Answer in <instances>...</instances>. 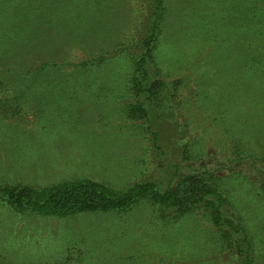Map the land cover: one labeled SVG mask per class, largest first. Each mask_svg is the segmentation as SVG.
Listing matches in <instances>:
<instances>
[{"label": "rangeland", "instance_id": "374dc122", "mask_svg": "<svg viewBox=\"0 0 264 264\" xmlns=\"http://www.w3.org/2000/svg\"><path fill=\"white\" fill-rule=\"evenodd\" d=\"M167 4L157 61L161 78L179 86L159 104L148 92L132 96L121 47L141 49L150 0H0V183L151 181L163 191L211 172L226 216L249 231L264 264V0ZM98 48L119 51L92 75L68 65L70 90L20 88L24 69L39 66L35 57L75 64ZM136 105L145 113L133 117ZM164 212L143 201L59 218L2 205L0 264L244 262L243 230L216 225L202 208L178 220Z\"/></svg>", "mask_w": 264, "mask_h": 264}, {"label": "trees", "instance_id": "16d2710c", "mask_svg": "<svg viewBox=\"0 0 264 264\" xmlns=\"http://www.w3.org/2000/svg\"><path fill=\"white\" fill-rule=\"evenodd\" d=\"M150 3L152 9L142 22V26L146 27L145 36L137 41L141 49L136 51L129 43H124L121 47L122 51L130 56L132 64L127 78V86L132 96L136 98L142 92H148L155 103L165 104L164 98L168 97V93L172 90V93H175V87L178 84L177 79H174L171 84L170 81L161 78L163 69L157 61L156 51L168 4L167 0H150ZM129 38L136 39V33ZM118 51L98 48L86 54L75 64L70 61L59 64L51 58L43 60L42 56L35 57L38 62L36 64L39 66L35 69L29 67L24 69L20 75L22 77L20 88L27 91L32 89L34 83L41 82L43 86L46 82L50 86L55 82L54 87L63 83L62 88L69 89L67 87L69 82L68 84L66 82V78L70 76L66 72L68 65H72L69 69H75L78 74L87 72L92 75L104 69L108 62L118 55ZM47 76H54L55 79L45 80ZM4 84L6 83L0 76V90L4 88ZM71 87V90L76 89L74 84H71ZM128 108L130 107H126L125 110ZM131 111L133 117L137 116L135 115L137 111L145 113L142 105L131 107ZM219 186V180L211 172L188 174L181 178L176 186L163 191L151 181H137L123 188H114L103 182L83 178L67 179L47 185L4 182L0 183V206H6L21 214L28 212L40 216L65 218L92 212L125 211L143 201H151L153 205L160 206L163 211L166 210L164 212L166 217L176 220L186 218L185 216L202 208L204 215L213 220L216 225H225L235 231L243 230L240 245L246 244V246L242 264H256V244L245 227L226 216L229 202ZM224 238L227 243H231L227 235ZM68 263V261L62 262V264Z\"/></svg>", "mask_w": 264, "mask_h": 264}]
</instances>
